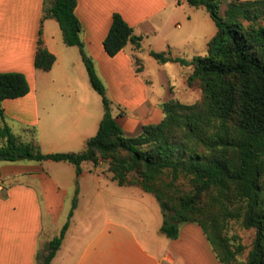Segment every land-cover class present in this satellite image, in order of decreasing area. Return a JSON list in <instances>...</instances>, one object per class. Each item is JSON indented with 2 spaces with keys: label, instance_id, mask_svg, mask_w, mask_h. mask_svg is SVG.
I'll list each match as a JSON object with an SVG mask.
<instances>
[{
  "label": "crops",
  "instance_id": "0c3cea01",
  "mask_svg": "<svg viewBox=\"0 0 264 264\" xmlns=\"http://www.w3.org/2000/svg\"><path fill=\"white\" fill-rule=\"evenodd\" d=\"M77 1L87 54L100 78L112 82L113 76L114 85L123 90L121 98L112 88L109 93L122 109L123 116L116 118L126 137H138L144 126L160 123L165 103L199 100L200 93L188 84L191 67L160 64L150 57L151 51L187 61L205 56L217 33L205 12L186 0ZM44 6L45 0H0V73L24 74L30 84L26 97L4 101L5 122L44 154L76 153L97 135L104 118L99 104L103 100L90 84L80 50L64 43L56 20L43 21ZM116 13L144 37L139 52L132 44L114 58L105 52L103 44ZM40 31L44 47L57 58L50 72L35 68ZM145 36L151 44L148 49ZM139 56L144 62L148 59L153 72ZM136 59L142 64L137 73L145 81L141 99L130 94L120 78V66H134ZM56 85L62 88L55 89ZM15 123L22 125L25 135L14 132ZM56 163H0V264H38L39 253L61 234L77 171L72 164ZM108 167L106 161L82 165L80 193L92 199L78 202L52 264H221L199 225L181 224L179 237L168 238L162 232L165 218L156 197L137 187L119 186Z\"/></svg>",
  "mask_w": 264,
  "mask_h": 264
},
{
  "label": "trees",
  "instance_id": "16d2710c",
  "mask_svg": "<svg viewBox=\"0 0 264 264\" xmlns=\"http://www.w3.org/2000/svg\"><path fill=\"white\" fill-rule=\"evenodd\" d=\"M205 8L217 25L205 56L192 61L151 51L160 64L179 63L193 69L189 87L200 93L191 105L171 100L163 105L164 119L144 126L138 137H126L113 116V102L82 41L83 27L76 16L77 0H45L44 18L56 20L68 47H77L92 88L102 97L105 115L95 137L81 153L44 154L16 136L5 122L3 103L30 93L21 73H0V163L66 162L76 167L106 161L112 180L121 187H137L152 194L164 214L162 232L179 237L180 225H199L221 264H264V0H231L221 14L219 0H186ZM248 23V24H246ZM144 37L116 13L104 50L114 58L129 44L136 51ZM57 58L44 47L42 31L35 68L50 72ZM141 64L136 59V66ZM141 72V68H138ZM121 113L118 117H122ZM36 134V130H32ZM183 181L189 190L178 192ZM77 195L79 191L77 190ZM77 199L61 234L38 255V264H52L69 230ZM256 236L247 247L228 234L231 223Z\"/></svg>",
  "mask_w": 264,
  "mask_h": 264
},
{
  "label": "rangeland",
  "instance_id": "374dc122",
  "mask_svg": "<svg viewBox=\"0 0 264 264\" xmlns=\"http://www.w3.org/2000/svg\"><path fill=\"white\" fill-rule=\"evenodd\" d=\"M174 1L175 0H173V2ZM245 1H248V0H245ZM219 2H220L221 11H222V13H224L225 9L228 8L229 3L231 2V0H219ZM197 9L201 10L200 12H205L203 14H206V16H208L206 18L210 20L214 30L217 31V25H216L215 21L213 20V18L210 15H207V11H202V10H204L203 8H197ZM55 24H56L57 28L59 30H61L59 23L56 22ZM246 24H248V23H246ZM260 24L262 26H264V20H262L260 22ZM145 38H146V36H145ZM149 43H150V41L148 40V38H146V42H145V48L146 49H148V46L151 45ZM127 50H128L127 52L129 53L130 49H127ZM143 54L144 53H142L141 56H143ZM141 56H139V57L142 59ZM150 58H151V60H153V62H156L155 59H153V57H150ZM142 62H143V65L146 66V68H147V70L149 72H153L154 71V68L151 66V64L149 63L148 59H146L145 62L142 59ZM155 64H157V63H155ZM137 70H138V67L136 65H134V66L126 65L125 67L120 66V78H121L122 84L125 85V88H127L130 91V94L135 96L137 99H141L142 95L144 93L145 81H144V78L137 73ZM104 73H107V70H104ZM110 75H112V74H110ZM102 81H103V83L105 84V86L107 88V93H108L109 99L114 104L113 105V111H112L113 116L117 117L118 115H120L122 113V109L115 102V100H112L111 95L109 93V90H110L109 88H112L113 91H114V94L117 97H120V98L122 97V91L123 90L121 89V86H118V85H116L118 87V90L116 89V86L114 85V82H113V81H115L113 76H112V82H107L105 80H102ZM115 83H117V82L115 81ZM54 88L58 89V88H62V86L61 85H56ZM95 94H96L97 98L100 99V95L98 93H95ZM194 101H195V99L193 98L191 100L186 101V103L187 104H192V103H194ZM100 102H101V99H100ZM99 104H101L100 105L101 106V112L103 113V115H105V108H104L103 102L99 103ZM93 107L89 106V108L91 110H93ZM13 127H14V132L17 135H21V136L25 135V134H23L24 132L22 130V125H20L19 123H15ZM4 145H5V141L0 140V148L3 147ZM81 151H83V150H80V151H78L76 153H79ZM52 164H53V166H56L58 163L52 161ZM63 170L65 171V168ZM49 171L53 175H55V172H56L55 169L50 168ZM80 185L84 187V184H82V182H80L79 177L77 175V179H76V182H75L76 191H75V195H74V198H73V202H74L75 199H77L78 202L87 203V202H89L92 199V197H91L90 194L82 195L80 193ZM181 188L182 189L185 188L184 190H189V185L187 184V182L183 181L182 186L179 185L178 192L181 190ZM77 190L79 191L78 195L76 194ZM73 202H72V204H70L72 206L69 205L71 207V210H72V207H73ZM71 210H70V212H71ZM103 217H105V215H103ZM68 219H69V217H68ZM66 222H68V221H66ZM228 234H229L230 237H233L235 235L239 236V238L241 240L240 242L244 246L247 247V251L245 252V256L242 258V260L244 261L246 259L247 255H248L249 250L253 246V243L255 241L256 231L255 230H249V231L245 230L239 224H236L235 222H232L231 226L229 228Z\"/></svg>",
  "mask_w": 264,
  "mask_h": 264
}]
</instances>
